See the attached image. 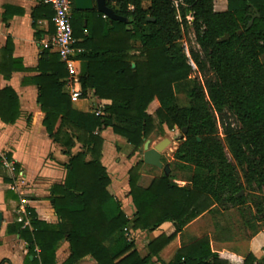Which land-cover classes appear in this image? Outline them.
Instances as JSON below:
<instances>
[{
	"label": "trees",
	"instance_id": "obj_1",
	"mask_svg": "<svg viewBox=\"0 0 264 264\" xmlns=\"http://www.w3.org/2000/svg\"><path fill=\"white\" fill-rule=\"evenodd\" d=\"M106 1L128 22H111L95 10L75 9L72 20L78 47L84 49L75 59V67L79 62L86 65L83 93L94 90L99 99L111 101L104 114L74 109L64 92L69 73L58 54L45 50L37 68L44 125L50 140L61 145L69 158L64 184L52 188L59 224L42 222L29 210L32 229L16 225L37 264H56L62 240L70 244V264L88 256L95 264H152L204 213L231 207L243 216L248 202L244 192L256 187L264 193V0H185L188 7L182 15L194 12L193 30L202 59L194 51L187 54L182 44L183 26L173 0ZM184 27L188 28L186 22ZM226 34L229 39L219 42ZM13 50L9 39L0 58V73L7 80L14 72L26 71L22 61L13 58ZM193 60L205 75L203 85L194 79ZM180 93L186 94L188 105L179 104ZM213 112L226 123V144L244 172L245 183L226 156ZM228 113L240 128L229 123ZM20 115L15 91L1 90L2 122L13 125ZM107 128L136 153L143 151L146 141L162 140L166 129L182 133L170 149L169 177L163 173L143 187L141 168L152 167L142 160L129 171V195L136 209L132 221L109 192L111 179L101 161L102 133ZM78 144L81 150L74 153ZM14 168L17 172L18 166ZM174 170L191 172L185 186L175 181ZM8 171L0 156V176L11 184L14 179ZM254 206L253 220L263 222L258 233H264V217L260 218L264 198ZM165 223L172 227L147 245L146 255L126 236L128 228L153 232ZM232 259L236 260L213 252L206 236L184 245L169 264H264V258L257 260L252 254L237 263Z\"/></svg>",
	"mask_w": 264,
	"mask_h": 264
},
{
	"label": "crops",
	"instance_id": "obj_2",
	"mask_svg": "<svg viewBox=\"0 0 264 264\" xmlns=\"http://www.w3.org/2000/svg\"><path fill=\"white\" fill-rule=\"evenodd\" d=\"M222 4L224 8L225 4ZM147 5L146 2L145 6ZM94 10L97 11L96 8ZM103 17L106 18L104 15ZM53 18L52 6L45 4L42 0H0V58L1 51L11 39L14 47L13 58L21 60L26 70L12 73L8 80L0 73V91L5 88H12L15 91L19 98L21 113L19 120L13 125L5 124L0 119V156H9V162L14 167L18 166L17 172L8 171L14 179L13 183H5L0 176V212L3 215L0 230V264H37L35 263L37 258L29 255L30 246L16 231L18 224H22L23 228L32 229L29 210H32L40 221L47 224L57 226L60 222L52 204V188L55 185L64 184L65 165L68 164L69 158L64 154L62 146L53 143L49 138L44 125L46 115L38 103L39 89L36 82V78L40 75L37 68L41 57L45 50H50L46 49L44 44L50 42L55 34ZM82 50L84 52V49ZM50 52L57 54L54 50ZM85 70L86 65L79 62L75 80L70 79L69 76L64 80V92L70 96L73 89L81 91L82 97L75 102L72 101L74 109L84 113L95 114L100 111L104 114V108L110 105L111 101L99 99L94 90H88L84 95L81 77ZM102 138L104 144L101 161L111 179L109 192L121 203L124 213L132 221L136 209L129 195V171L138 164L139 152L136 153L133 146L115 135L111 128L103 131ZM80 150L81 145L78 144L73 152L77 153ZM144 168L146 167L141 169V177ZM213 214L216 213L206 212L201 217ZM261 216L262 219L264 216ZM201 217L190 223L159 254L158 258H153L152 264H169L184 245L202 238L199 237L187 243L182 242L183 235ZM254 225H250L253 232L251 236L243 239L238 236L239 231L236 226L214 222L212 229H209L203 237L207 236L210 239L213 252L236 259H232L234 263L244 260L249 254L257 260H262L264 233H258L260 231L258 227L262 226L263 222H257ZM171 227L172 223H165L153 232L128 228V233L129 238H134L135 242L139 238L137 248L141 252L147 249L151 241ZM36 252L39 253V249H36ZM146 254L145 252L143 255ZM70 258V244L67 240H62L56 251V264H70ZM76 264H95V262L88 256Z\"/></svg>",
	"mask_w": 264,
	"mask_h": 264
},
{
	"label": "rangeland",
	"instance_id": "obj_3",
	"mask_svg": "<svg viewBox=\"0 0 264 264\" xmlns=\"http://www.w3.org/2000/svg\"><path fill=\"white\" fill-rule=\"evenodd\" d=\"M182 44L184 45L187 54H189L190 51H194L198 53L202 59L201 50L197 43L194 30H191L190 28L183 29ZM192 63H193V66L196 72L194 79L199 84L203 85L204 80H205V75L203 72L199 70L197 63L194 60L192 61ZM178 99H179V104L181 106L188 105L189 100L185 93L178 94ZM212 115L214 117L215 124H216L217 136L224 147L226 156L229 159V161L236 167L237 174H238L240 181L245 183L244 172L240 167H238L236 161L233 159L232 154L229 151L227 144H226L225 132H224V126L226 123H224L221 120L218 114L213 112ZM227 117H228L229 123H231L234 128H240L239 122L234 116H232V114L228 113ZM168 131L169 130L166 129V134L162 140H156L155 144H152V147L156 145L158 148L161 149L162 161L164 164H170L171 162H173L172 153L170 149L173 146V141L176 139H179L182 136V133L180 132L179 129H174L169 132ZM155 137L156 136L154 135L151 139L154 141ZM119 145L123 146L121 144ZM143 153H144V150L139 152V155L137 158L138 161L143 160ZM128 158H131V157H128ZM163 173H164L163 170H160L155 167L144 168L140 184L146 187L150 184L153 178L157 176H161ZM190 174L191 172H183V171L174 170V175L176 176L175 181L179 185L185 186L187 184V178L188 176H190ZM244 195L248 196V202L245 205V207H243L242 209L243 216H241L240 211L237 208L228 207V209L226 210L219 209L217 210L216 214H213L214 216L207 215L206 217H201V219L197 223L192 225V227H190L187 233L183 235L182 242L187 243L189 241H192L193 239L205 236L208 233V230L212 229L214 222L216 224L217 223L224 224V225L231 224L233 226H236V228L239 231L238 236L242 237L243 239H246L249 236H251V233L253 232H252L250 225L247 222H249L251 225L257 224V221L253 220L256 214L255 213L256 207L254 205L259 201V198H264V193L259 192L256 189V187H253L252 190H246V192H244ZM133 239L134 238H131V240ZM143 240H146V239H143ZM133 241L135 242V239ZM137 241H139V238L135 242L136 247H138ZM145 252L147 253L146 248L144 250H141L140 253L143 255Z\"/></svg>",
	"mask_w": 264,
	"mask_h": 264
},
{
	"label": "built area",
	"instance_id": "obj_4",
	"mask_svg": "<svg viewBox=\"0 0 264 264\" xmlns=\"http://www.w3.org/2000/svg\"><path fill=\"white\" fill-rule=\"evenodd\" d=\"M45 4L51 5L54 10L53 24L55 28V34L50 42H46L44 47L46 49L54 50L60 56L62 62L65 64L66 69L69 73L70 79L75 80L76 67L75 59L78 55L83 53V50L78 47V40L74 37L72 19L74 10V0H42ZM173 6L177 15L178 21L182 24L183 29L185 28V22L188 28L193 30L195 16L193 11H189L185 17L182 15V11L188 6L185 0H173ZM71 100L73 102L79 100L82 97L80 90H71ZM96 115H102V113L96 112ZM4 165L11 171L14 172V166L8 162L6 156H3ZM126 236L128 239V230ZM131 240V239H130Z\"/></svg>",
	"mask_w": 264,
	"mask_h": 264
},
{
	"label": "water",
	"instance_id": "obj_5",
	"mask_svg": "<svg viewBox=\"0 0 264 264\" xmlns=\"http://www.w3.org/2000/svg\"><path fill=\"white\" fill-rule=\"evenodd\" d=\"M74 7L77 11H92L96 8L97 12L104 15L111 22L113 21L122 22V23L128 22L127 18L116 14L115 10L107 5L106 0H74ZM255 17H258V15H256ZM254 18L249 23V27L252 26ZM228 39H229V35L226 34L223 38L219 40V42H224ZM183 132L186 133L187 129H184ZM143 150H144L143 162L148 166L163 170L165 176L169 177L171 174V167L169 164L163 163L161 149L158 148L157 146L151 147V141L148 140L146 141ZM2 223H3V215L0 212V230L2 228Z\"/></svg>",
	"mask_w": 264,
	"mask_h": 264
}]
</instances>
